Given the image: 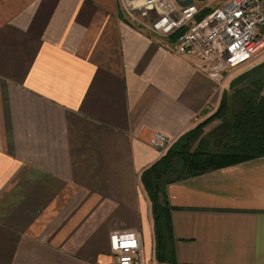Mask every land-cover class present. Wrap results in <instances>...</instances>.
<instances>
[{
    "label": "crops",
    "instance_id": "obj_1",
    "mask_svg": "<svg viewBox=\"0 0 264 264\" xmlns=\"http://www.w3.org/2000/svg\"><path fill=\"white\" fill-rule=\"evenodd\" d=\"M160 36L117 0H0V264H110L126 230L157 264L151 137L177 140L226 89ZM166 192L175 264H264V156Z\"/></svg>",
    "mask_w": 264,
    "mask_h": 264
},
{
    "label": "built area",
    "instance_id": "obj_2",
    "mask_svg": "<svg viewBox=\"0 0 264 264\" xmlns=\"http://www.w3.org/2000/svg\"><path fill=\"white\" fill-rule=\"evenodd\" d=\"M126 18L170 37L182 31L168 47L197 64L223 90L229 72L264 56V0H226L202 19L200 1L182 6L176 0H118ZM208 1V0H206ZM176 138L154 132L150 144L164 155ZM114 259L110 264H137L142 252L140 232L110 235Z\"/></svg>",
    "mask_w": 264,
    "mask_h": 264
},
{
    "label": "trees",
    "instance_id": "obj_3",
    "mask_svg": "<svg viewBox=\"0 0 264 264\" xmlns=\"http://www.w3.org/2000/svg\"><path fill=\"white\" fill-rule=\"evenodd\" d=\"M203 8L197 15L200 20ZM183 29L169 37L176 41ZM233 80V93L225 96L222 109L225 115L208 135L205 149H192L199 131L181 135L172 147L141 174V181L152 205L156 233L157 264H175L173 249H170V225L167 210L166 186L176 180L198 175L211 168L242 159L264 156V75L242 84L249 75H257L252 68ZM251 78V79H252ZM211 148H208L210 147ZM211 149V150H209Z\"/></svg>",
    "mask_w": 264,
    "mask_h": 264
},
{
    "label": "rangeland",
    "instance_id": "obj_4",
    "mask_svg": "<svg viewBox=\"0 0 264 264\" xmlns=\"http://www.w3.org/2000/svg\"><path fill=\"white\" fill-rule=\"evenodd\" d=\"M118 1V0H117ZM226 0H208V1H200V5H202L204 7V11L205 13H207V11L209 10H212L214 7L222 4L223 2H225ZM119 2V1H118ZM119 4V3H118ZM160 38H165V37H161ZM166 40V39H165ZM168 44H171V42H174V41H171L170 39L167 38V41H166ZM252 68H258L259 71L256 73H258L257 75L255 74V76L252 78L251 75H249V77H246L242 84H249L251 83V81L255 78H257L258 76H261V75H264V56H262L261 58H259L257 61L251 63V65H248V66H243L241 68H238L237 70L235 69V71L231 72L229 74V79L227 81V84H226V89L223 91L222 93V98L220 99V103L218 104L217 102H214L209 106V112L210 113H207L203 116V118H201L196 124H194V126H192L191 129H189L187 131V133L189 134L190 132L194 131V130H198L199 131V137L197 139H195L194 141V144L192 145V149H196V148H207L205 147L204 144H206L207 142H209L207 139H208V135L209 133L211 132V130L214 129V127L221 122V120L224 117L225 115V109L223 110L222 109V106L221 104L223 103L224 101V98L225 96L227 98H230L231 97V94L233 93V88H232V83H233V80L240 76L241 74L245 73V72H250L249 70H251ZM252 78V79H251ZM259 78V77H258ZM214 81V80H213ZM221 90H218L217 91V95L219 96V94H221L222 92ZM263 91H264V88H263ZM219 102V100H218ZM208 148H211V145L210 147ZM211 150V149H209Z\"/></svg>",
    "mask_w": 264,
    "mask_h": 264
},
{
    "label": "water",
    "instance_id": "obj_5",
    "mask_svg": "<svg viewBox=\"0 0 264 264\" xmlns=\"http://www.w3.org/2000/svg\"><path fill=\"white\" fill-rule=\"evenodd\" d=\"M179 4H181L182 6H186L189 5L191 3H193L194 0H176ZM203 1V0H201Z\"/></svg>",
    "mask_w": 264,
    "mask_h": 264
}]
</instances>
